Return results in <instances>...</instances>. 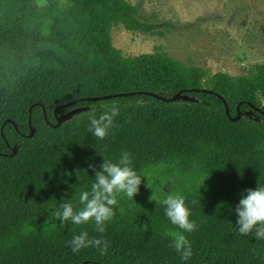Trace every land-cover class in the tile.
Listing matches in <instances>:
<instances>
[{
    "label": "trees",
    "instance_id": "trees-1",
    "mask_svg": "<svg viewBox=\"0 0 264 264\" xmlns=\"http://www.w3.org/2000/svg\"><path fill=\"white\" fill-rule=\"evenodd\" d=\"M117 24L159 35L170 26L128 0H0V264H264V239L240 235L235 211L242 193L264 187V62L209 74L157 49L124 55L111 41ZM112 105L114 126L97 139L89 117ZM124 151L142 180L133 199L117 195L105 232L61 223L60 203L79 210L104 160ZM177 194L193 232L165 214L162 201ZM84 231L108 242L105 255L71 250ZM173 231L190 241L188 260Z\"/></svg>",
    "mask_w": 264,
    "mask_h": 264
},
{
    "label": "rangeland",
    "instance_id": "rangeland-1",
    "mask_svg": "<svg viewBox=\"0 0 264 264\" xmlns=\"http://www.w3.org/2000/svg\"><path fill=\"white\" fill-rule=\"evenodd\" d=\"M150 22H168L158 33L111 27L112 44L124 55L164 51L209 74L248 73L264 62V0H128ZM158 171L147 176L149 181ZM176 180L163 186L169 190Z\"/></svg>",
    "mask_w": 264,
    "mask_h": 264
},
{
    "label": "clouds",
    "instance_id": "clouds-1",
    "mask_svg": "<svg viewBox=\"0 0 264 264\" xmlns=\"http://www.w3.org/2000/svg\"><path fill=\"white\" fill-rule=\"evenodd\" d=\"M118 114V107L112 105L99 118L94 114L91 115L89 132L97 139H105L114 126V117ZM130 157L131 153L124 151L118 162L104 160L100 170L95 173L91 190L79 193V203L82 207L74 210L71 202L63 200L60 203L62 211H57L55 217L61 223L71 221L76 225L94 221L96 230L104 233L106 222L111 221L115 215L114 206L118 202L117 195L122 193L127 198L133 199L139 191L142 178L131 167ZM162 203L166 206L165 214L173 225L182 229L183 232H193L197 229L196 221L189 219L190 210L182 195H169ZM235 211L238 216L237 230L240 235L254 234L257 239H264V187L258 186L255 189H248L246 194L242 193ZM146 230L147 226H145ZM183 232L171 233L173 238L171 246L183 260H188L192 256V247ZM68 243L74 253L82 248L95 247L101 255H105L109 247L106 240L90 239L87 231L74 235Z\"/></svg>",
    "mask_w": 264,
    "mask_h": 264
},
{
    "label": "water",
    "instance_id": "water-1",
    "mask_svg": "<svg viewBox=\"0 0 264 264\" xmlns=\"http://www.w3.org/2000/svg\"><path fill=\"white\" fill-rule=\"evenodd\" d=\"M181 95H179L178 93H176L175 95H173L172 97L170 98H166L165 100H175L176 98H180ZM97 98H100V97H93V99H97ZM224 102V106H225V112L227 115H229V109H228V106L226 104V102L223 100ZM72 103H74V101H70V102H67L66 104L62 105V106H65V105H71ZM80 109L79 108H74L72 110H70L69 112H67L66 114L64 115H61V116H57L56 118V123L54 124V126H58L62 121L64 120H67L68 118H70L74 113L78 112ZM43 111L45 112V109L43 107ZM241 115V112L239 111V109L237 108V112H236V115L234 117H230L232 120H238L239 117ZM34 130L31 128L29 133L27 134L28 136H31L33 134ZM16 152V147L13 146L12 147V152L11 154H14Z\"/></svg>",
    "mask_w": 264,
    "mask_h": 264
}]
</instances>
